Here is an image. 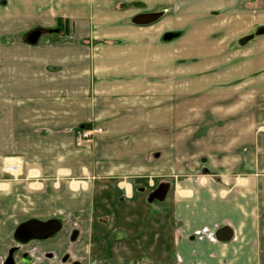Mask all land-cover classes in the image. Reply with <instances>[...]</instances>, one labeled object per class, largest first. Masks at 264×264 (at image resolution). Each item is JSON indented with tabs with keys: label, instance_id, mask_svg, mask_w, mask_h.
<instances>
[{
	"label": "crops",
	"instance_id": "obj_1",
	"mask_svg": "<svg viewBox=\"0 0 264 264\" xmlns=\"http://www.w3.org/2000/svg\"><path fill=\"white\" fill-rule=\"evenodd\" d=\"M150 14L161 17L134 22ZM82 129L98 131L79 146ZM204 163L220 178L196 179ZM162 178L175 183L157 263L146 229L93 242L107 198L114 220L146 227L137 190ZM74 217L86 225L67 230ZM53 220V237L15 240L22 224ZM11 253L264 264V0H0V264Z\"/></svg>",
	"mask_w": 264,
	"mask_h": 264
},
{
	"label": "rangeland",
	"instance_id": "obj_2",
	"mask_svg": "<svg viewBox=\"0 0 264 264\" xmlns=\"http://www.w3.org/2000/svg\"><path fill=\"white\" fill-rule=\"evenodd\" d=\"M10 165L12 164L10 163ZM13 165L16 166V163H14ZM205 166H206L205 163L202 164L201 173L199 175L198 174L194 175L196 179L216 180L217 178H220L218 176L210 175L209 173H204L206 168ZM8 171H10L9 168ZM174 183H175V179H170V178L157 179L154 182H151L150 180L146 179V186H145L146 189L143 188V191H140L139 189L137 190L138 192L137 196L142 199V203L146 206V227H144L145 226L144 222L138 223L135 221H130L129 218H127L128 221L127 223L123 222L122 220L120 221L114 220V217L112 215L114 212L112 206L113 204L110 205L111 202L109 201L110 198L106 199L105 201L106 205L104 204V206L101 205L95 206L93 213V222H91L92 224L91 231H93V242L97 245L104 244V242H106V244H108V242L111 243L114 242L115 240H117L114 237L115 235L114 231L116 229L117 230L124 228L129 230L133 228L146 229V260L157 263L159 260L158 259L159 256L157 254L158 251L157 236L160 235L159 231H162L161 233L164 234V231H166V229H164L163 227V225H166V223L164 222L166 219H170L173 213L172 192L174 188ZM163 185H168L169 190L167 192L165 199L163 201H160L154 196ZM117 208L121 210L122 213H125L127 206L120 207V205H117ZM76 218L77 217H74V219H72L74 220L73 222L70 221L68 218L65 219L66 221L64 220V222L67 223V227H66L67 230L70 229L80 230L84 227V225H86V222L78 221L76 220ZM103 233L106 234V237L102 236ZM214 239L212 238L213 241H215ZM151 257H153L154 259H152Z\"/></svg>",
	"mask_w": 264,
	"mask_h": 264
},
{
	"label": "water",
	"instance_id": "obj_3",
	"mask_svg": "<svg viewBox=\"0 0 264 264\" xmlns=\"http://www.w3.org/2000/svg\"><path fill=\"white\" fill-rule=\"evenodd\" d=\"M161 17V14H150L143 15L134 20L138 24H149ZM169 190L168 185H163L155 194V198L160 201H163ZM63 223L61 221L53 220L50 222H39V221H30L22 224L15 232V240L20 244L27 246L34 241H44L54 235L58 234L62 230ZM220 232L218 238L220 239ZM5 264H15L14 254L11 253L9 258L6 260Z\"/></svg>",
	"mask_w": 264,
	"mask_h": 264
},
{
	"label": "built area",
	"instance_id": "obj_4",
	"mask_svg": "<svg viewBox=\"0 0 264 264\" xmlns=\"http://www.w3.org/2000/svg\"><path fill=\"white\" fill-rule=\"evenodd\" d=\"M97 131H90L88 129H82V130H80L77 133V137H76V143H77V145L81 146V145H84V144L89 143L91 141V139H92L93 134L96 133ZM213 239H214V237H213Z\"/></svg>",
	"mask_w": 264,
	"mask_h": 264
},
{
	"label": "flooded vegetation",
	"instance_id": "obj_5",
	"mask_svg": "<svg viewBox=\"0 0 264 264\" xmlns=\"http://www.w3.org/2000/svg\"><path fill=\"white\" fill-rule=\"evenodd\" d=\"M22 246H23V245H22ZM38 252H39L38 249H34V250H32V252H31L30 254L32 255V257H35V255L38 254ZM26 257H27V256H26ZM37 260H39V258L35 259V261H37ZM29 263H30V262H29ZM31 263H33L32 260H31ZM31 263H30V264H31Z\"/></svg>",
	"mask_w": 264,
	"mask_h": 264
},
{
	"label": "bare ground",
	"instance_id": "obj_6",
	"mask_svg": "<svg viewBox=\"0 0 264 264\" xmlns=\"http://www.w3.org/2000/svg\"><path fill=\"white\" fill-rule=\"evenodd\" d=\"M11 164H12V165H9V166H8L9 170H10L11 172L16 173L18 167H16L15 165H13L14 163H11Z\"/></svg>",
	"mask_w": 264,
	"mask_h": 264
}]
</instances>
